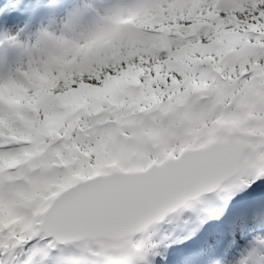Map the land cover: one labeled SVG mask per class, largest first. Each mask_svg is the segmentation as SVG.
<instances>
[{"label": "snow or ice", "instance_id": "6c2138e0", "mask_svg": "<svg viewBox=\"0 0 264 264\" xmlns=\"http://www.w3.org/2000/svg\"><path fill=\"white\" fill-rule=\"evenodd\" d=\"M22 7L0 27V264H149L170 217L264 201V0ZM251 223L211 264H264Z\"/></svg>", "mask_w": 264, "mask_h": 264}, {"label": "bare ground", "instance_id": "6f19581e", "mask_svg": "<svg viewBox=\"0 0 264 264\" xmlns=\"http://www.w3.org/2000/svg\"><path fill=\"white\" fill-rule=\"evenodd\" d=\"M251 193H252V198L254 199H256L257 198V194H255L253 191H251ZM210 197H208L207 199H209ZM259 198H261L260 197V195H259ZM260 200V199H259ZM173 218L175 219V217L173 216Z\"/></svg>", "mask_w": 264, "mask_h": 264}, {"label": "rangeland", "instance_id": "374dc122", "mask_svg": "<svg viewBox=\"0 0 264 264\" xmlns=\"http://www.w3.org/2000/svg\"><path fill=\"white\" fill-rule=\"evenodd\" d=\"M206 206H209V207H211L212 205H211V203H206Z\"/></svg>", "mask_w": 264, "mask_h": 264}]
</instances>
